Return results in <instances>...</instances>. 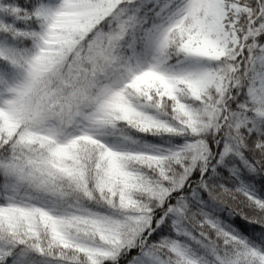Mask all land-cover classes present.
Segmentation results:
<instances>
[{"label":"snow or ice","instance_id":"obj_1","mask_svg":"<svg viewBox=\"0 0 264 264\" xmlns=\"http://www.w3.org/2000/svg\"><path fill=\"white\" fill-rule=\"evenodd\" d=\"M0 264H264V0H0Z\"/></svg>","mask_w":264,"mask_h":264}]
</instances>
